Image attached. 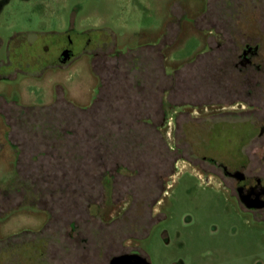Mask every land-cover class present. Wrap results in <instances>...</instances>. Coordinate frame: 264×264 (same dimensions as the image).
I'll return each mask as SVG.
<instances>
[{
  "label": "rangeland",
  "instance_id": "obj_1",
  "mask_svg": "<svg viewBox=\"0 0 264 264\" xmlns=\"http://www.w3.org/2000/svg\"><path fill=\"white\" fill-rule=\"evenodd\" d=\"M174 3L181 16L198 15L184 17L177 35L173 26L168 32V42L175 37L168 61L184 62L157 119L158 139L121 156L128 171L105 178L104 196L90 194L89 208L78 195L21 194L0 216V264H78L82 249L94 257L90 264L129 252L150 264H264V212L254 219L235 209L208 164L234 165L251 148L252 102L241 93L248 88L221 60L236 57L246 41L264 43V0H0V94L31 92L32 106L65 99L56 83L86 75L83 62L58 60L63 50L74 60L90 54L92 71V55L107 60L122 38V52L159 44L157 27ZM8 121L0 116L8 144L0 145V174L12 168L14 154L16 160ZM98 234L107 241L94 242Z\"/></svg>",
  "mask_w": 264,
  "mask_h": 264
},
{
  "label": "trees",
  "instance_id": "obj_2",
  "mask_svg": "<svg viewBox=\"0 0 264 264\" xmlns=\"http://www.w3.org/2000/svg\"><path fill=\"white\" fill-rule=\"evenodd\" d=\"M163 43L115 50L107 60L100 53L99 61L92 55V71L100 83L88 107L63 98L48 106L26 107L0 96V116L10 121L7 140L16 151L13 186L0 187V216L14 209L12 203L21 194L29 193L38 198L41 194L65 199L78 195L89 208L94 203L90 194L104 196L105 178L114 180L120 171H128L121 156L127 159L132 147L158 139L157 119L162 120L164 107L157 105V91L173 89L174 76L161 78L150 67Z\"/></svg>",
  "mask_w": 264,
  "mask_h": 264
},
{
  "label": "flooded vegetation",
  "instance_id": "obj_3",
  "mask_svg": "<svg viewBox=\"0 0 264 264\" xmlns=\"http://www.w3.org/2000/svg\"><path fill=\"white\" fill-rule=\"evenodd\" d=\"M264 44V43H263ZM263 44L257 40L255 45H250L248 41L240 47V52L236 57L222 59L221 64L226 67L227 73L237 77V81L244 84L248 90L241 92L252 102L253 121L251 123L254 133L251 139L252 145L248 153L242 151L238 157L232 159L234 165H225L209 160L212 167L209 172L221 179L223 189L231 200V205L244 213H248L255 218L256 215L264 212V53ZM63 50L58 57L59 61L67 63L71 58L70 53L67 60H61ZM224 72V73H225ZM247 161V162H246ZM264 221V219H258ZM93 241L106 240L107 236L91 235ZM97 238V240L95 239ZM85 239V238H84ZM80 236L81 244L84 240ZM86 251V250H85ZM83 249L78 258V264L96 263L94 257H88ZM107 252V251H105ZM108 254V253H107ZM87 258V259H86ZM91 258V260H90ZM139 260L148 261L138 252L122 253L118 255H104L98 263L103 264H124L127 260L137 263ZM89 259V260H88Z\"/></svg>",
  "mask_w": 264,
  "mask_h": 264
},
{
  "label": "crops",
  "instance_id": "obj_4",
  "mask_svg": "<svg viewBox=\"0 0 264 264\" xmlns=\"http://www.w3.org/2000/svg\"><path fill=\"white\" fill-rule=\"evenodd\" d=\"M179 4L180 3H174V4L170 5L169 13L167 15L162 16L161 24H160V26L157 27V31L159 32V35L162 36L161 42L164 40L165 41H164L163 45L160 46L159 57L155 56L154 59H152L153 61L150 63V67L154 68L157 71L158 75L161 76V78L162 77H169V76L175 77L177 75V72L181 71V66L184 62V61L183 62H180V61L169 62L167 59V56L165 55V51H167L169 47L171 48V46H172L171 43L174 42V40H175V37H173L172 39H170L171 41L168 42V40H169V37H168L169 33L168 32H170L169 31L170 28L173 26L175 32L174 31L173 32L171 31V32H172V34L174 33L177 35L178 33H180V28L183 25V18L184 17H188L192 20L194 17H196L198 15V13H196L195 15H192V16H190V15L181 16L178 13V7H176V6H179ZM191 23H192V21H191ZM161 42L159 44H161ZM117 44L119 46H117ZM124 44L125 43H124V40L122 38L119 41V43L115 44L116 45L115 46L116 51H118L120 49L122 52ZM159 44L146 45V46L156 47V46H159ZM134 49H136V48L126 49V51L134 50ZM86 54H87L86 58L81 57L78 60H74L76 57L73 58V55H72V58L66 63V66L70 67V66L75 65L78 61L83 62V64H84V75H86L85 80L72 82L69 85L62 84V86L59 85L61 82L60 80H59V83H56L57 86H59V88L61 90L62 96L67 101H69L70 103H72L73 105L78 106V107L90 106V104L92 103V101L94 100V98L96 96V92H97V89H98L99 83H100L98 77L95 76L90 69L91 66H90V60L88 57V55H90V54H88V53H86ZM9 63L10 62L7 61V62L2 63V65L5 66V65H8ZM3 79H5L7 81L13 80V78L6 77V76H3ZM24 81H26V82H24ZM24 81H22L20 83L21 86L23 83H27L29 80L24 79ZM40 81L41 80L35 79V82L34 81L33 82L38 83ZM54 82L50 84L51 88L54 87V84H55ZM15 89H16V87H15ZM176 90H177V86H175V82L173 84V89L170 92H167L165 90V88L161 87V89H159L157 91V96L160 97L158 99L159 102L157 105L160 107H163L165 105V102L167 99H169V100L173 99V95H171V93L175 94ZM12 95H14V96H12ZM30 95H31V92L26 94V93H24V91L22 89H21V92L16 91L14 93L11 91L9 94H4V93L0 94V96H3V97L5 96L6 98L5 97L4 98L7 99L8 101H11V102H18L19 101V103L21 105H24V106H28V105L32 106L33 103L28 102V99H30L29 98ZM17 97H18V100H17ZM52 97H53V93H52ZM52 97H51L50 101L47 103L52 102V100H53ZM33 105H35V104H33ZM1 131H2V134L0 136V145L1 146L8 145V144L4 143L6 141L5 137H4L5 129L3 128ZM4 150L5 149H2V152H4ZM14 162H15V154L13 156V160L11 161L12 168L8 171V173L5 172L6 174H3V173L0 174V184H3V185L6 184V186H9V187L13 186L14 176H15ZM2 167L4 168V165L0 164V168H2ZM6 175L8 177L5 179Z\"/></svg>",
  "mask_w": 264,
  "mask_h": 264
},
{
  "label": "water",
  "instance_id": "obj_5",
  "mask_svg": "<svg viewBox=\"0 0 264 264\" xmlns=\"http://www.w3.org/2000/svg\"><path fill=\"white\" fill-rule=\"evenodd\" d=\"M70 53H71L70 50L64 51L61 55V60H67L69 58ZM124 264H150V263L148 261L139 260V258H138L137 263H133L130 260H127V262L125 261Z\"/></svg>",
  "mask_w": 264,
  "mask_h": 264
}]
</instances>
